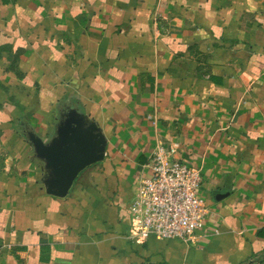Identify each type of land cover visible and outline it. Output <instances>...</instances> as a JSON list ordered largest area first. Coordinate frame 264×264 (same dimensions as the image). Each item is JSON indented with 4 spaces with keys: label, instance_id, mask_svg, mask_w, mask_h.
<instances>
[{
    "label": "crops",
    "instance_id": "crops-1",
    "mask_svg": "<svg viewBox=\"0 0 264 264\" xmlns=\"http://www.w3.org/2000/svg\"><path fill=\"white\" fill-rule=\"evenodd\" d=\"M65 105L107 145L56 197L23 133ZM173 142L206 227L134 241L135 185ZM0 264H264V0H0Z\"/></svg>",
    "mask_w": 264,
    "mask_h": 264
},
{
    "label": "built area",
    "instance_id": "built-area-1",
    "mask_svg": "<svg viewBox=\"0 0 264 264\" xmlns=\"http://www.w3.org/2000/svg\"><path fill=\"white\" fill-rule=\"evenodd\" d=\"M128 206V237L191 242L204 231L208 208L200 195L201 171L179 155V144L159 143L145 164Z\"/></svg>",
    "mask_w": 264,
    "mask_h": 264
},
{
    "label": "water",
    "instance_id": "water-1",
    "mask_svg": "<svg viewBox=\"0 0 264 264\" xmlns=\"http://www.w3.org/2000/svg\"><path fill=\"white\" fill-rule=\"evenodd\" d=\"M23 135L42 164L45 192L56 197H65L78 174L105 157L107 140L101 127L75 105L58 110L53 134L47 139L31 128Z\"/></svg>",
    "mask_w": 264,
    "mask_h": 264
}]
</instances>
